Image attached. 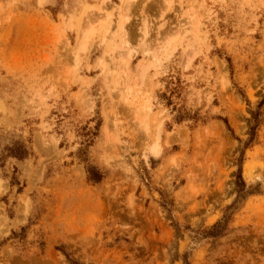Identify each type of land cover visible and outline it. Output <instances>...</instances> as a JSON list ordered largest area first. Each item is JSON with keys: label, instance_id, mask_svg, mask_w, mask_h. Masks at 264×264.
I'll use <instances>...</instances> for the list:
<instances>
[{"label": "rangeland", "instance_id": "374dc122", "mask_svg": "<svg viewBox=\"0 0 264 264\" xmlns=\"http://www.w3.org/2000/svg\"><path fill=\"white\" fill-rule=\"evenodd\" d=\"M263 99L264 0H0V264H264Z\"/></svg>", "mask_w": 264, "mask_h": 264}, {"label": "bare ground", "instance_id": "6f19581e", "mask_svg": "<svg viewBox=\"0 0 264 264\" xmlns=\"http://www.w3.org/2000/svg\"><path fill=\"white\" fill-rule=\"evenodd\" d=\"M103 9H104V8H103ZM126 15H127V14H126ZM126 15H125V16H126ZM125 16H124V17H125ZM127 17H128V16H127ZM88 18H89V17H88ZM88 18H87V19H88ZM129 18H130V17H129ZM98 19H99V18H98ZM101 19H102V18H101ZM127 19H128V18H127ZM88 23H89V22H88ZM88 23L86 22L87 25H88ZM89 24L92 25L91 22H90ZM99 24H100V23H99ZM90 25H89V26H90ZM122 27H123V26H122ZM92 28H93V27H92ZM122 30H123V29H122ZM83 31H84V32H83V37H85V36L87 35V32L90 31V30L87 29V30H83ZM178 32H179V31H178ZM146 33H147V32H146ZM177 34H178V33H177ZM88 36H90V35L88 34ZM154 150H155V149H154Z\"/></svg>", "mask_w": 264, "mask_h": 264}, {"label": "trees", "instance_id": "16d2710c", "mask_svg": "<svg viewBox=\"0 0 264 264\" xmlns=\"http://www.w3.org/2000/svg\"><path fill=\"white\" fill-rule=\"evenodd\" d=\"M263 103H264V99L261 101L260 106H261ZM252 131H253V132H252V135H253V137H254V135H255V134H254V127L252 128ZM253 137H252V138H253Z\"/></svg>", "mask_w": 264, "mask_h": 264}]
</instances>
